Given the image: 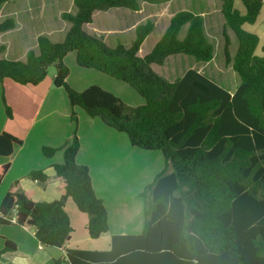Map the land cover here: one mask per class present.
<instances>
[{
	"label": "trees",
	"instance_id": "trees-1",
	"mask_svg": "<svg viewBox=\"0 0 264 264\" xmlns=\"http://www.w3.org/2000/svg\"><path fill=\"white\" fill-rule=\"evenodd\" d=\"M11 1L0 0V10ZM171 1L74 0L76 12L63 14L70 27L62 42L40 35L37 51H28L25 61L0 58V81L24 86L41 84L55 66L53 85L65 90L72 119L77 115L75 109L81 108L90 118L125 133L132 146L160 151L166 162V169L142 195L143 232L112 236L106 251L67 247L74 231L65 209L69 198L88 216L91 239L109 233L108 211L95 192L90 169L76 161L81 147L77 131L73 141L63 146V163L53 165L65 183L61 198L33 201L16 181L0 205V226L33 229L43 246L65 249V257L56 264H264V46L263 55H257L259 36L244 28L257 22L264 0H240L245 14L235 6L236 0H219L225 25L238 43L231 58L230 38L224 32L226 59L241 79L233 93L194 69L171 82L152 68L178 54L199 63L214 59L215 48L200 14L176 13L145 57L138 52L155 28L151 21L136 27L130 47L117 44L110 48L103 38L84 29L97 11H139L143 2L162 5ZM14 27L12 19L1 22L0 33ZM184 27L186 34L180 39ZM4 50L0 46V53ZM73 51L81 68L124 82L145 104L132 107L100 86L74 90L67 82L70 69L64 61ZM3 102L8 117H13L5 96ZM21 145L23 141L16 136L0 134V156L10 157ZM57 151L42 148L50 159ZM10 166H0V185ZM27 178L44 183L48 175L33 170ZM2 239L0 260L6 252L17 250L16 243Z\"/></svg>",
	"mask_w": 264,
	"mask_h": 264
},
{
	"label": "rangeland",
	"instance_id": "rangeland-1",
	"mask_svg": "<svg viewBox=\"0 0 264 264\" xmlns=\"http://www.w3.org/2000/svg\"><path fill=\"white\" fill-rule=\"evenodd\" d=\"M235 6L238 9H245L240 0H236ZM218 9L219 3L217 0H172L171 2L162 5H152L143 2L141 3V8L139 11H132L124 8H114L106 12L97 11L94 13L92 23L85 25L84 29L89 34L103 38L106 45L110 48L116 47L117 44H123L126 47H130L132 41L135 38L136 27L138 25L145 24L147 21H151L155 24V28L151 34V37L148 38L146 43L142 46L140 56H144L149 52L152 44L162 37L172 17L176 13L185 10L195 12L196 14H199V12L203 11L215 14V10ZM75 12L76 8L74 5V0H13L3 4L0 10V23L12 19L17 21V27L15 26L12 31L9 30L7 32L0 33V46L5 47L4 52L0 53V58L10 61H24L27 51L32 50V48L36 46L37 36L44 35V32H48L50 30L53 31V39L51 41L54 43L62 42V36L65 33V30L70 27L69 23L63 18V14H74ZM222 24H225L224 20H221V22L218 21L213 24H208L206 26L207 38L215 48L214 59L210 63H198L191 56L178 54L169 57L165 64L162 67H156V70L161 71L169 78L175 79L179 76H182L187 70L194 69L212 81L217 82L221 87L226 88V90L229 89L233 91L241 82V79L239 75L233 70L232 62H229L226 59L224 32L227 35L230 33V36L232 37V44L230 40L228 47L231 58H233L237 52L238 43L234 33L228 27H226V25H224L225 31L223 32ZM219 25H221L220 28L218 27ZM245 29L248 31H256L258 30V26L246 24ZM185 32L186 27L183 28L179 35L181 39L184 37ZM261 46L262 45H259L256 50V54L259 56L263 55ZM70 57H74L75 68L73 69L67 64L68 59L71 61ZM64 61L70 69L67 82H69L68 84L74 90L83 91L90 86H100L101 88L107 91H113L121 98L126 99L121 89H118L112 85H107L102 79H100L99 77H101V74L98 71L81 68L77 64L76 52H70ZM55 73V66H51L46 79L41 83V85H43L41 88L44 95L49 92L48 86L45 84L46 82L49 83L50 81L51 87L55 90V86L53 85V82H51V79ZM58 90H62L69 106L70 103L68 102L65 90ZM58 90H55V93H58ZM0 92L1 94L4 93L1 81ZM2 99L0 101V128H2V130H6L4 132L10 133L21 139L23 142H27L26 145L29 151L35 153L36 150L33 149V147L40 146L38 147V152L41 155V159L43 157V147L57 148V153H60L63 151L64 145L73 141V138H68L63 145H54V140L51 137L53 135L50 133L51 131H49V129H53L54 132H58V130H60L62 127L55 121L47 120L45 123H39L33 131L24 129L25 124H23L18 117H15L16 115L14 113L13 117H8L5 110V104ZM55 100L58 103L57 105L63 104V102L60 103L59 96H56ZM75 110L81 111L82 109L78 108ZM57 117L58 119H61L59 114ZM75 119H72L70 115L68 123H72L71 133L74 134V132L77 131L78 138L81 136L85 140V130L83 133H81V135L78 134V113ZM85 146L87 149L90 148L88 145ZM134 149L139 152H136L133 155H125L126 152L120 153L119 163L117 165L118 168L120 165L119 169L121 170L119 172H124L126 176H128L129 173H132L136 176H143L144 180H148L151 175H149L146 171L147 166L149 168L152 166L156 172V175L166 169L165 159L161 160L159 157H151L147 151L140 150L139 148ZM157 153L160 154L161 152L159 151ZM102 171L104 173L103 179L105 183H108L109 178L112 177L110 174L114 171V168L106 166L102 169ZM120 176L123 177V174ZM56 179H58V177H56ZM126 182L127 179L122 181L120 185L116 186V190L119 193L121 191L128 190V186L124 184ZM148 185H144V187H141L140 190H137L138 185H134L132 190H134L133 195H135L136 198L132 199V195L127 196L126 202H124V204H120L119 201L112 200L113 203H110L111 216L113 217L114 212H116L117 215L114 224L120 226H142L140 224L142 206L144 202V197L142 195ZM8 190L9 189H7L6 193ZM141 228L138 229V231L141 230ZM128 230L131 232H137V229L135 228H130ZM94 243H97L96 247L98 248L104 246V244H99L96 241H94Z\"/></svg>",
	"mask_w": 264,
	"mask_h": 264
},
{
	"label": "crops",
	"instance_id": "crops-1",
	"mask_svg": "<svg viewBox=\"0 0 264 264\" xmlns=\"http://www.w3.org/2000/svg\"><path fill=\"white\" fill-rule=\"evenodd\" d=\"M217 2L219 3V9L215 10V14H211L204 11L199 12V14L204 19L205 32H206V26L208 24H213L218 21L221 22V20H224L225 22V19L221 13V2L219 0H217ZM239 10L243 14H245L246 12V10L245 9L243 10L242 8H239ZM16 24L17 21H15V26L17 27ZM224 25L225 24H222L223 32L225 31ZM255 25L258 26V30L249 31V32L255 33L259 36L260 39L259 45H262L261 47L263 48L264 2L258 20L255 24H253V26ZM218 27L220 28L221 25H219ZM68 30L69 28L66 29L65 33L63 34L62 36L63 40ZM52 33L53 31L50 30L48 32H44L43 34L48 36L50 40H52L53 39ZM228 36L231 40L232 37L230 36V33H228ZM38 37L39 36H37L36 41ZM150 37L151 35L148 38ZM148 38L145 40L143 45L146 43ZM159 40H157L152 44L149 52L144 56H140L142 51V47H141L140 51L138 52V56L145 57L146 55H148L153 50V48L155 47V45ZM231 44H232V40H231ZM37 47L38 46L36 43V46L33 47L32 50L37 51L38 49ZM27 53L25 55L24 61L26 60ZM70 58L71 61L70 59H68L67 64L73 69L75 68L74 57H70ZM163 65L152 64V68L155 70V72H157L158 74L165 77L167 80L171 82H174L176 79L182 77L188 71L187 70L182 76L172 79L167 77L161 71L156 70V67H162ZM100 74L101 77L99 78L102 79L107 85H112L118 89H121L126 99L121 98L113 91L110 92L115 94L117 97L121 98L126 104L132 107H138L145 104V100L139 94L135 93L136 91L130 89L129 86L126 85L125 83L116 80L112 77H109L103 73ZM53 78L51 79V82H53ZM1 84L4 93L1 94L0 92V101L3 98V96H5L7 104L12 108L13 113L16 115L15 117H18L21 120V122L25 124L24 129L28 131H33L38 126L39 123H45L47 122V120H49V121H55L62 126L61 129L58 130V132H54L53 129L51 130L49 129V131H51L50 133L53 135L51 137L54 140L53 142L54 145H63L66 142V139L73 137V134L71 133L72 123L71 124L68 123L71 115V107H69L70 105L68 106L67 100L62 90H58L59 88H55V90H58V93H55L56 91L51 87L50 81L49 83L48 82L45 83L47 84L49 91L45 95L41 88L43 87V85L41 84L37 86H28V85L24 86L17 84L12 80H5L4 82H1ZM237 87L233 91L229 89L228 91L233 93L237 89ZM56 96H59L60 103L63 102L62 105H57L58 103L55 100ZM0 110H1V106H0ZM76 112L78 113V117H79L78 134L81 135V133H83L84 130L86 131L84 133L85 140L81 136H79L81 141V147L77 154L76 161L78 164L85 165L90 169L95 192L97 196L103 200L105 207L107 208L108 211L109 233L102 236L99 239H91L88 235V230H87L88 216L80 212L77 206L75 205V203L73 202V200L69 198L66 201L65 209L70 216L74 231L72 233L71 240L69 241L67 247L79 248L83 250L106 251L109 250L110 248L112 236L140 235L143 232L144 221H145V216H144L145 206L143 202L142 213L140 218L141 219L140 224L142 225L141 226L142 228L138 227L137 225L120 226L114 224L117 215L116 212H114L113 217L111 216L110 203H113L112 200H116L119 201L120 204H124V202H126L127 196L132 195V199H135L136 196L133 195L134 190H132L134 185H138L137 190H140L141 187H144V185H148L152 183L158 174L156 175V172L152 166L151 168H149L148 166L146 167V171L148 172L149 175H151V177L148 180H144L143 176H136L132 173L130 174L129 172H128L129 173L128 176H126L124 172H119L121 170L119 169L120 165L119 168L117 167V165L119 163L120 153L126 152L125 155H133L134 153L139 152L134 149L137 147L132 146L128 136L125 133H121L113 128H110L101 119L90 118L85 113L84 110L83 111L77 110ZM58 114L61 116V119H58L57 117ZM4 131L6 130H2V128H0V134L3 133ZM26 144L27 142H23V145L17 146L15 148L14 153L10 157L0 156V166L6 163H10L11 165L8 173L5 175L0 185V205L2 203V200L7 194L6 193L7 189L10 190L11 186L16 181H20V185L27 194V196L36 202H43V201L50 202L61 198L62 195L65 193V183L60 178L56 179L57 175L53 168L54 164L63 163L64 151L60 153H56L57 155L55 154V156L51 159L45 157L44 155H43L44 158L42 157L41 159V155L38 152V147L40 146L33 147V149L36 150L34 153L27 149ZM85 145L90 146V148L87 149ZM139 149L143 150L141 148ZM143 151H147V153L151 157H159V159L164 160L163 154L160 153L161 154L160 155L159 153H157L159 151H155V150H143ZM106 166H110L114 168V171L111 172L110 174L112 177L109 178L108 183H105L103 179L104 173L102 171V169L105 168ZM33 170H44L45 173L48 175V180L43 183L40 181H32L29 178H27V176ZM118 172L119 174L117 175ZM121 174H123V177L120 176ZM126 179L127 182L124 184L128 186V190L121 191L119 193L116 190V186L120 185V183ZM130 228L137 229V232H131L130 230H128ZM140 228L141 230L138 231V229ZM2 237H5L10 241L16 243L17 250L6 252L5 254H3L0 260V264H56L55 263L56 260L63 259L65 257V249L45 247L42 244H40L33 234V229H27L25 227L18 226L15 224L0 226V249L4 248V240L2 239ZM94 241L98 242L99 244H104V246L98 248L96 247L97 243H94Z\"/></svg>",
	"mask_w": 264,
	"mask_h": 264
},
{
	"label": "built area",
	"instance_id": "built-area-1",
	"mask_svg": "<svg viewBox=\"0 0 264 264\" xmlns=\"http://www.w3.org/2000/svg\"><path fill=\"white\" fill-rule=\"evenodd\" d=\"M12 221L14 222L15 221V216L13 215V217H12Z\"/></svg>",
	"mask_w": 264,
	"mask_h": 264
}]
</instances>
